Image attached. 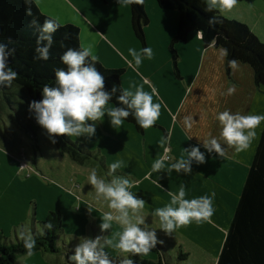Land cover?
Instances as JSON below:
<instances>
[{"label": "rangeland", "instance_id": "rangeland-1", "mask_svg": "<svg viewBox=\"0 0 264 264\" xmlns=\"http://www.w3.org/2000/svg\"><path fill=\"white\" fill-rule=\"evenodd\" d=\"M34 2L59 23L76 25L81 46L91 45L93 55L104 67L122 70L123 89L132 83L142 85L148 92L155 87L158 99L154 96V102L162 101L167 107L162 106L156 121L161 128L151 127L143 133L125 121L121 128H114L105 114L102 121L95 122L93 137H69L91 152L83 163H77L61 154L46 130L37 123L24 91L13 84L0 88V242L16 243L22 240V234L33 236L34 232H41L40 221L49 211L61 215V230L56 237L59 250L36 251L31 256L17 254L13 264H72L70 257L81 238L101 236L116 242V234L122 228L113 222L109 231L101 232V216L113 210L106 201L97 198L88 179L95 169L98 177L109 181L112 178L108 175L109 165L117 160H122L123 165L115 175L137 182L131 191L146 202L141 213L146 227L155 230L163 244L158 243L147 255L121 253L106 246L113 264L133 256L156 260L160 255L166 264H214L264 121L256 129L257 137L247 151L236 153L224 145L227 157L219 158L215 152L208 153L202 142L210 137L219 138L221 126L217 115L220 112L264 115V89L253 86L250 67L244 64V70L238 66L239 88L229 95L228 89L236 87L233 71L237 64L231 65V77L227 79V86L224 85L226 72L220 61L221 54L211 57L209 51L205 52L194 31L188 34L186 41L174 44L177 53L174 65L171 41L177 29L178 14L175 10L160 8L155 0L144 2L148 16V23L143 26L144 44L132 29L130 6L119 5L118 0ZM253 4L264 12V0H254ZM145 47L153 50L154 58L144 59L136 69L128 50L139 51ZM218 49L217 52H221L222 48ZM110 106L113 105L110 103ZM162 138H167L163 146ZM191 146H199L206 158L204 164L192 163L191 174H178L174 170L170 174L166 170L152 172V164L161 154L171 158L165 160L168 165L180 158L183 149ZM154 181H158L159 186ZM181 184L186 186L185 198L189 200L215 193V212L212 223L197 225L193 222L169 236L159 229L158 217L150 214L167 205L168 192H178Z\"/></svg>", "mask_w": 264, "mask_h": 264}, {"label": "clouds", "instance_id": "clouds-1", "mask_svg": "<svg viewBox=\"0 0 264 264\" xmlns=\"http://www.w3.org/2000/svg\"><path fill=\"white\" fill-rule=\"evenodd\" d=\"M33 0H24L26 14L31 16V4ZM239 0H205L206 10H218L221 13L230 12L238 4ZM119 5L132 4L143 5L144 0H118ZM215 17L210 23L215 21ZM30 26L39 29L36 40L34 59L47 61L50 59V49L54 43L53 34L62 25L55 19L45 18L42 25L36 18L30 22ZM67 38V35L65 36ZM11 39V38H9ZM129 54L133 58L135 68L138 69L144 59L154 58L151 48L145 47L139 51L129 48ZM15 52L6 44L0 43V88L11 87L17 77L11 67L8 66V57ZM227 49H221V56H227ZM67 70H56V86L45 85L42 91L43 98L40 101H32L29 104L30 112H33L37 123L46 130L49 139L55 144L56 137L66 135L79 138L85 136L91 138L96 133V123L102 121L105 114L110 118L111 126L121 128L124 121L130 116L140 128L147 130L155 126L161 115V108L167 107L163 102H154V96L158 99L155 87L151 92L145 91L142 85L130 84L129 88L121 89V94L116 98L118 105L110 106L113 95L117 92L113 87L111 92L105 90V79L97 71L95 62L99 61L93 55L92 46L68 48L60 57ZM131 65L132 61H128ZM235 66L236 61L229 62ZM235 93V88L228 89V94ZM217 119L221 126L219 138L210 137L202 142V146L208 153L215 152L219 158L227 157V148H232L236 153L247 151L257 137L256 129L264 121V115H244L240 112L232 113L229 110L220 112ZM92 123H89V122ZM223 141V143H221ZM167 143V138H162L161 146ZM167 152V149H165ZM170 157H161L152 164V172L161 173L173 170L178 174H191V165L206 163L205 153L199 146H191L183 149L178 160L166 165L165 160ZM123 165L122 160L109 165V181L98 177L93 169L88 183L93 186L98 199H103L112 212H106L101 216V232L109 231L113 222L120 225L122 231L118 232V240L103 238H81L75 248V253L70 257L72 264H113V260L105 251V247L119 250L121 253L131 255H147L158 243L156 231L146 227L145 217L141 214L145 207V200L137 197L131 189L137 186V182L130 181L125 176L115 175L117 169ZM149 176L151 173L148 174ZM159 186L158 181H154ZM170 202L161 208H156L150 215L158 217L160 228L166 235H172L181 227H189L193 222L197 225L212 223L211 217L215 208L213 200L215 193L204 195L194 199H186V186L181 184L178 192H168ZM143 225V227H141ZM53 228L51 221L46 225ZM24 247L29 256L33 255L36 241L30 234H22ZM120 264H133L130 258H124Z\"/></svg>", "mask_w": 264, "mask_h": 264}, {"label": "trees", "instance_id": "trees-1", "mask_svg": "<svg viewBox=\"0 0 264 264\" xmlns=\"http://www.w3.org/2000/svg\"><path fill=\"white\" fill-rule=\"evenodd\" d=\"M155 1L160 8L175 10L178 14L177 29L171 41L174 65L177 57L174 44L186 41L188 34L193 31L199 32L205 47L213 45L227 49L224 66L228 76L231 71L230 61L247 64L252 69L256 88L264 89V41L245 22L225 16L218 10L207 11L205 0ZM129 6L132 29L144 44L143 26L148 23L145 5ZM31 11V16L26 14L24 0H0V43L6 44L9 49H15L8 57V66L18 74L12 84L27 94L29 103L43 98L45 85L56 86L57 69L67 70L60 59L63 53L68 48L81 47L79 28L71 23L58 22L62 27L53 34L50 59H34L37 55L36 40L40 33L37 27L30 26V22L36 18L42 25L45 18H54L44 14L34 0ZM213 17L216 19L210 23ZM95 67L105 79V90L111 92L113 87L117 89L110 103L113 106H122L118 105L116 99L123 89L120 84L122 70L106 68L99 61L95 62ZM125 122L131 124L137 132L143 133L144 129L139 127L134 117L130 116ZM153 127L161 128L157 124ZM56 141L59 152L68 155L77 163H83L91 155L81 143L72 141L66 135L56 137ZM49 221L53 223L52 229L46 227ZM40 226L41 232L36 231L33 234L36 241L33 252H57L59 248L56 237L61 230V215L57 211H49L40 221ZM17 254H27L23 239L10 244L0 242V264L15 263ZM179 256L183 255L179 253ZM131 259L133 264H166L161 255L156 260L139 256ZM214 264H264V123Z\"/></svg>", "mask_w": 264, "mask_h": 264}, {"label": "crops", "instance_id": "crops-1", "mask_svg": "<svg viewBox=\"0 0 264 264\" xmlns=\"http://www.w3.org/2000/svg\"><path fill=\"white\" fill-rule=\"evenodd\" d=\"M253 1L254 0H239L238 4L233 8L232 11L224 12L222 14H224L225 16L232 17V18H235L237 20L245 22L250 27V29L262 41H264V12L259 10L256 6H254ZM196 36L200 40V33L199 32L196 33ZM204 48L206 49L205 52L209 51L211 53V57H214L215 55H217V53L221 54L220 51L217 52L219 49L214 47L213 45H209L207 47L204 46ZM219 56H221V55H219ZM221 57L222 58H220V61H222V63L224 64L225 56H221ZM222 63H220V67H223ZM236 64L237 65L235 66L234 71H233V77L236 78V80L233 81L234 82L233 85L236 86L235 90H237L239 88L238 83H240L238 80V78H240V76L237 75L238 72L236 71V69L239 68L238 66L242 67L244 70L246 69V67L243 63L241 64V63L236 62ZM208 68L211 69L209 64H208ZM224 68H225V66H224ZM231 74H230V76H228L226 74V79H225L224 85L227 86V84H228L227 79H229L231 77ZM250 76L252 77V82H253V74H252L251 68H250ZM253 86L256 88L254 82H253ZM163 154H161V157L164 156Z\"/></svg>", "mask_w": 264, "mask_h": 264}, {"label": "built area", "instance_id": "built-area-1", "mask_svg": "<svg viewBox=\"0 0 264 264\" xmlns=\"http://www.w3.org/2000/svg\"><path fill=\"white\" fill-rule=\"evenodd\" d=\"M166 152V151H165ZM167 153V152H166Z\"/></svg>", "mask_w": 264, "mask_h": 264}]
</instances>
